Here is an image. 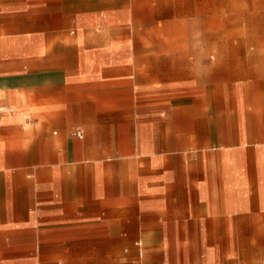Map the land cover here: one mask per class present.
Wrapping results in <instances>:
<instances>
[{"label": "crops", "instance_id": "1", "mask_svg": "<svg viewBox=\"0 0 264 264\" xmlns=\"http://www.w3.org/2000/svg\"><path fill=\"white\" fill-rule=\"evenodd\" d=\"M183 7L0 0V264H264V40Z\"/></svg>", "mask_w": 264, "mask_h": 264}, {"label": "rangeland", "instance_id": "2", "mask_svg": "<svg viewBox=\"0 0 264 264\" xmlns=\"http://www.w3.org/2000/svg\"><path fill=\"white\" fill-rule=\"evenodd\" d=\"M175 1L181 2L190 18L198 20L204 38L241 39L250 34V38L264 40V0ZM246 23L253 30L245 31L242 26Z\"/></svg>", "mask_w": 264, "mask_h": 264}, {"label": "built area", "instance_id": "3", "mask_svg": "<svg viewBox=\"0 0 264 264\" xmlns=\"http://www.w3.org/2000/svg\"><path fill=\"white\" fill-rule=\"evenodd\" d=\"M79 135V133H77Z\"/></svg>", "mask_w": 264, "mask_h": 264}, {"label": "bare ground", "instance_id": "4", "mask_svg": "<svg viewBox=\"0 0 264 264\" xmlns=\"http://www.w3.org/2000/svg\"><path fill=\"white\" fill-rule=\"evenodd\" d=\"M78 133H79V131H78Z\"/></svg>", "mask_w": 264, "mask_h": 264}]
</instances>
